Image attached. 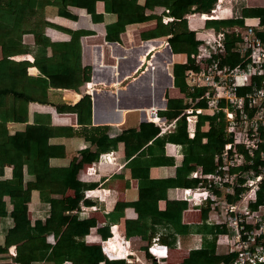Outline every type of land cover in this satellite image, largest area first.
<instances>
[{"label":"crops","instance_id":"obj_1","mask_svg":"<svg viewBox=\"0 0 264 264\" xmlns=\"http://www.w3.org/2000/svg\"><path fill=\"white\" fill-rule=\"evenodd\" d=\"M135 2L141 6L144 5L145 13L152 14V18L126 25L125 31L120 34L121 43L105 40V25L115 21L117 15L123 18L130 16V14L116 15L104 12L103 0H97L94 3L95 12L103 14L102 22H93L85 7L68 6V10L76 16L72 19L59 15L57 8L53 5L45 6L42 13L45 20L50 24L45 26L44 35L50 41H67L70 39L69 33L73 30H92L94 32L80 38L81 63L83 66L91 67L90 79L80 86L78 91H75L65 85L66 81L63 75H50L47 78L48 88L46 93L41 97L43 100L30 101L26 104V121H24L19 112V86L26 80L27 76H38L40 72L34 65L28 66L24 70L14 66L10 67L9 75L0 77V109L9 106L11 99L6 94H13L14 120L7 123L0 121V136L7 133V131L11 135L22 132L29 125H39L44 132H55V136L49 137L47 143L62 144L65 152L61 157L50 158L49 165L64 167L69 164L73 157L80 158V152L83 149L95 150V146L85 136L100 135L103 132H107L109 136H114L123 129L138 128L140 122L148 121L147 117L154 122L160 120V122L167 123L174 120L173 127L165 132H159V135L172 131L175 118L169 120L158 115L159 119L158 116L152 114L150 109L165 110L167 96L185 99L184 93L173 85L172 65L174 63H185L187 55L185 53L181 60H177V52L171 50L168 42L171 37L169 35L143 39L141 34L152 30L158 20L166 24L177 17L169 11V0H135ZM257 9H264V0H217L209 12L186 13L184 18L187 21L188 29L191 31L189 36L200 40L207 30L230 33L239 27L243 28L247 24L253 25L256 30L264 29L257 16ZM243 10H246V13ZM212 19L216 21L209 22L216 26L221 23L218 20L242 19V23L239 22V24L233 26H221L219 29H215L206 26V21ZM2 29L0 26V31ZM23 42L30 49L34 48L32 34H24ZM149 42L154 44L155 49L150 50L149 46L143 47V44ZM235 44L236 42L234 47ZM234 47H232L231 52L238 56L234 51ZM47 53H51V48L47 49ZM143 55L145 56L144 60H141ZM1 57L0 48V59ZM11 59L18 61L26 59L32 62L33 56L26 53L13 56ZM137 60L140 62L138 65H136ZM149 65L152 66L148 67ZM84 96L91 101L90 124H79L76 114L69 112L64 106L76 104ZM197 101L190 102L189 100L187 107L191 105L198 108L194 105ZM84 104L85 101H82L81 106L84 107ZM201 109H204L201 114L212 115L210 110ZM134 112H138L139 115L132 117ZM35 121L40 123H34ZM196 124L197 121L195 130ZM208 127L209 123L206 121L200 129L206 131ZM186 131L188 137L192 139L194 134L189 135L187 125ZM70 132H72L71 135ZM205 141L206 138L202 137L201 143ZM17 147L19 146H15L14 143H10V145L4 143L0 146V159L4 163L0 167V181L9 180L16 175L20 184L25 188L26 183L32 180L33 176L26 172V167L22 164V151L18 150ZM108 151L114 152L115 159L110 162L106 159H100V155ZM160 158L157 165L150 167V177L163 180L174 178L177 175L179 178H177V184H174L177 186L167 189V199L176 204L177 210L185 204V208L181 212V223L185 224L182 227L185 232H174L176 239L179 238L180 247L176 248L170 245L169 261L172 264H180L188 256L190 250L199 249L207 240L209 241L217 228L223 229V232L217 234L216 252L220 254L227 253L229 245L219 241V237L228 232V228L219 223L223 219V214H216L214 210L208 207L207 202L195 201L190 195L185 197L182 193L183 189L194 188L197 185L198 179L192 177V172L201 171L203 174L212 172H203L202 166L196 163L188 165V167L193 166L194 168L187 174L182 169L179 170L184 158V146L180 143L166 142L164 154ZM213 161L216 165V154ZM125 164L124 143L119 142L117 147L99 153L97 160L85 164L79 170L77 178L84 184L83 191L89 189L94 191V195L91 197H84L83 193V198L91 201L90 204L83 203V198L78 201L80 206L78 211L82 213L81 215L80 212L78 213L79 217H94L97 221L96 226L91 227L88 234L83 237L84 242L88 245L99 248V240L105 237L97 229H103L110 224H116L119 231L125 235H127V231L137 233L146 242L152 236V234L150 235V229H153L152 233L155 232V234L161 231L172 232V228L168 225L151 223L150 221H141L143 222L142 228H136L137 213L133 207L127 206L123 210L121 207L115 209L116 204L134 201L139 196L137 179L131 177L130 169ZM89 165L94 166L95 171L88 174L86 168ZM179 181L183 183L180 185L178 184ZM92 184H95V186H91ZM46 186L50 188V197H53L55 201L73 196L72 189L64 191V187L59 184L53 183ZM154 193L158 195V190ZM2 202L6 214L0 216V264H19L14 260L16 243L31 233L28 225L33 226L36 221L43 223L49 217L50 203L43 200L38 189H32L27 208L14 211V217L13 214H10L13 207L10 196L4 195L3 198H0V208ZM91 206L95 208L91 209ZM157 207L159 210L164 209L166 200H158ZM114 211H122L123 215L116 218ZM47 226L50 228L53 223L47 221ZM46 227L45 229H47ZM65 228L66 224L62 225L60 229ZM127 236L132 241L133 238L130 235ZM45 239L51 245L57 241L52 232L47 233ZM117 263L121 264V261L112 262V264ZM31 264L52 263L40 260L33 261ZM60 264L74 263L72 260H64Z\"/></svg>","mask_w":264,"mask_h":264},{"label":"trees","instance_id":"obj_2","mask_svg":"<svg viewBox=\"0 0 264 264\" xmlns=\"http://www.w3.org/2000/svg\"><path fill=\"white\" fill-rule=\"evenodd\" d=\"M95 1L97 0H0V26L3 28L0 31L2 53L0 77H7L9 68L13 66L24 70L28 66L34 65L40 72L38 76H27L26 80L19 86V112L24 121H26V104L30 101L43 100L41 97L46 93L48 88L47 78L50 75H63L66 81L65 85L75 91H78L80 86L90 79L91 67L83 66L81 63L80 38L94 32L92 30H73L69 33L70 39L67 41H50L44 35L45 26L50 24L43 16L44 7L53 5L57 8L59 15L72 19L76 16L68 10V6L85 7L93 22H102L103 14L94 10ZM216 1L169 0V11L175 14L177 18H173L172 21L166 24L158 20L152 30L141 34L143 39L169 35L171 37L168 42L172 51H183L187 55L185 63H174L172 65L173 85L184 93L185 99L167 96L166 109L157 111V115L164 116L169 120L175 118L172 131L159 135L160 128L158 125L151 121H142L138 128H126L114 136H109L107 132L100 135L85 136L95 146V150L83 149L80 152V158L73 157L69 164L64 167L49 165L50 158L61 157L65 152L62 144L47 143L49 137L55 136V132H44L39 125H29L22 132L11 135L7 131V133L0 136V146L4 143H7V145L14 143L15 146H19L17 149L22 151L23 154L22 164L26 167V172L33 176V179L26 183L25 188L20 184L16 175L9 180L0 181V198L9 195L13 205L10 214L15 217L14 211L27 208L32 189H38L43 200L50 203L49 217L43 223L36 221L33 226L28 225L31 233L16 243L15 262L31 264L33 261L45 260L52 264H60L64 260H72L74 264H97L103 260L104 257L100 248L88 245L83 240L90 228L96 226L97 221L94 217L80 218L78 215L80 212L78 211L80 208L78 201L83 198L84 184L78 180L77 175L85 164L97 160L99 153L117 147L119 142L124 143L125 166L130 169L131 177L137 179L139 196L134 201L116 204L115 209L121 207L123 210L127 206L133 207L137 213L136 228H142L143 222L141 221L168 225L172 228V232L161 231L160 239L169 246H175V233L185 232L182 228L185 224L181 223V212L185 208V204L177 210L176 204L167 199L166 192L169 187L177 186L174 184H177V178L179 177L176 175L174 178L163 180L151 178L149 169L151 166L158 164L161 155L164 154L165 143L171 141L184 146V158L179 170L182 169L187 174L194 168L193 166L188 167V165L196 163L202 166L203 172H213L216 167L213 161L214 155L219 153L224 144L230 140L225 135V120L222 113L198 114L196 130L192 139L187 135L186 121L184 116L181 115L182 110L188 106L187 102L190 98L194 99L203 94V88L189 91L184 79L186 69L197 68L191 54L195 53L197 47L203 43L202 40H196L189 36L191 31L188 29L184 14L209 12ZM103 2L104 12L106 13L130 14V16L123 18L117 15L115 21L106 23L105 40L109 42L121 43L120 34L125 31L126 25L152 18V14L145 13L144 5L137 4L135 0H103ZM243 12L246 13V10H243ZM256 13L260 19V24L264 26V9H257ZM239 20H218L221 23L216 26L209 22L216 21L212 19L206 21V26L219 29L221 26H233L239 24V22L242 23V19ZM256 32L264 37V29L256 30ZM24 34L33 35V49H30L23 42ZM224 35L228 54L223 62L234 66L239 62V57L231 52L234 43L238 40L237 32L232 31L224 33ZM145 46H149L150 50L155 49L154 44L151 42L143 44V47ZM48 48H51L50 54L47 53ZM26 53L32 54V62L26 59L19 61L11 59L13 56ZM144 55L141 60H144ZM150 66L152 65L148 67ZM6 95L11 100L9 106L0 109V121L4 123L14 120L13 94L7 93ZM82 101H85L84 107L81 106ZM194 105L198 108H206V101L199 99ZM64 106L69 112L76 114L79 124L91 123V101L88 97L84 96L78 103ZM206 121H208L209 127L206 131H202L200 128ZM34 123L38 124L40 122L35 121ZM69 134L71 135L72 132ZM202 137L206 138L204 143H201ZM263 147L264 144L261 145V148ZM254 162H258V154L255 155ZM3 165L4 163L0 159V167ZM243 168L247 167L244 166ZM53 183L63 186L64 191L72 189L73 196L55 201L53 197H50V188L46 186ZM182 183L181 181L178 182L180 185ZM91 186H95V184ZM156 190H158V195L154 193ZM160 199L166 200V207L162 210L157 207V202ZM235 199L236 196H233L230 200ZM82 201L85 204L91 203V201L84 198ZM258 205H264V181L259 184L256 191V200L251 204V207L256 208ZM114 212L116 218L123 215L122 211ZM4 214H6V209L2 202L0 216ZM47 221H51L53 226L46 227ZM65 224L66 228L60 229ZM110 225L97 230L103 234V237H107ZM153 231V229H150V235L152 234V236L155 234V232L152 233ZM49 232H52L57 240L53 245L47 243L45 239L46 234ZM219 232H223V229L217 228L209 241L207 240L199 249L190 250L188 256L180 264H229L235 258L236 253L232 251L224 254L216 252V237ZM126 233L127 235L131 234L128 231ZM112 262H106V264H112ZM121 264H123L122 261ZM257 264H264V261Z\"/></svg>","mask_w":264,"mask_h":264},{"label":"built area","instance_id":"obj_3","mask_svg":"<svg viewBox=\"0 0 264 264\" xmlns=\"http://www.w3.org/2000/svg\"><path fill=\"white\" fill-rule=\"evenodd\" d=\"M235 31L238 40L234 51L239 62L234 66L224 63L228 54L224 32L207 30L200 39L203 43L191 54L197 68H188L184 72L189 91L203 88V94L190 98V102L204 99L205 109L212 114L222 113L225 134L230 140L216 154L215 170L208 174L192 172V177L198 179L197 185L183 189L182 193L195 201L207 202L216 214H223V219L218 221L228 228V232L219 237V241L228 244L229 251L236 253L229 264H257L264 261V205L252 208L251 204L256 200L259 184L264 181V147L261 148L264 144V37L250 24ZM150 110L158 116L155 108ZM203 110L191 105L183 109L181 115L190 136L194 134L197 115ZM147 120L154 122L148 117ZM154 123L161 133L173 127L174 120ZM113 153H102L100 159L113 161ZM256 154L257 163L254 162ZM94 171V166H87L86 173ZM83 193L84 197L94 195L92 189ZM233 196L236 199L232 201ZM160 234L157 232L151 236L139 255L132 249L131 239L119 231L116 224L110 225L109 235L99 240L104 258L98 264L112 261L172 264L169 261L171 247L160 239ZM175 247H180L179 238Z\"/></svg>","mask_w":264,"mask_h":264},{"label":"rangeland","instance_id":"obj_4","mask_svg":"<svg viewBox=\"0 0 264 264\" xmlns=\"http://www.w3.org/2000/svg\"><path fill=\"white\" fill-rule=\"evenodd\" d=\"M184 54H185V52H183V51H177V55H176L177 60H181L184 57ZM138 115H139L138 112H134L132 114V117H137ZM208 207H210V206L208 205ZM130 236L133 238L132 239L133 243L131 241L132 249L136 250L137 253L139 255H141L142 254V250H143L141 246H143V247L145 246L146 240L143 237L140 238L137 233H131ZM183 240H185V239H183Z\"/></svg>","mask_w":264,"mask_h":264},{"label":"water","instance_id":"obj_5","mask_svg":"<svg viewBox=\"0 0 264 264\" xmlns=\"http://www.w3.org/2000/svg\"><path fill=\"white\" fill-rule=\"evenodd\" d=\"M139 63H140L139 60H137V61H136V65H138ZM151 104H152V102L150 103V105H151Z\"/></svg>","mask_w":264,"mask_h":264}]
</instances>
